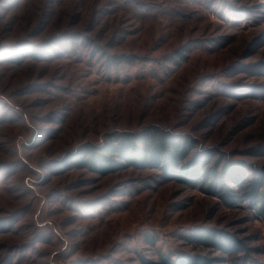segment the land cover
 Returning <instances> with one entry per match:
<instances>
[{"label":"rangeland","instance_id":"obj_1","mask_svg":"<svg viewBox=\"0 0 264 264\" xmlns=\"http://www.w3.org/2000/svg\"><path fill=\"white\" fill-rule=\"evenodd\" d=\"M149 127L189 140L191 160L264 174V0H0V264L220 255L186 242L197 228L235 233L264 264L247 200L156 168L58 172Z\"/></svg>","mask_w":264,"mask_h":264},{"label":"trees","instance_id":"obj_2","mask_svg":"<svg viewBox=\"0 0 264 264\" xmlns=\"http://www.w3.org/2000/svg\"><path fill=\"white\" fill-rule=\"evenodd\" d=\"M192 148V143L187 139L149 127L140 134L114 135L111 144L106 147L85 145L77 153H67L58 162L61 167L58 172L87 168L108 175L126 168H156L163 181H179L191 188L200 185L228 205L247 200L258 214H264V174L241 177L243 168L240 164L211 165V151L199 153L191 160ZM184 239L188 244L210 249L220 255L180 253L174 258L161 255L158 262L141 260L144 264H254L248 242L225 229L197 228ZM151 242L154 244V240Z\"/></svg>","mask_w":264,"mask_h":264}]
</instances>
